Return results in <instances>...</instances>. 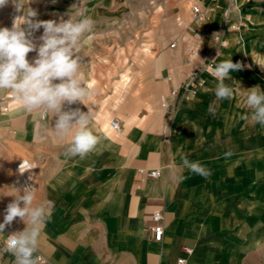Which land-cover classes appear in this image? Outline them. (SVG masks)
Instances as JSON below:
<instances>
[{"label":"crops","instance_id":"1","mask_svg":"<svg viewBox=\"0 0 264 264\" xmlns=\"http://www.w3.org/2000/svg\"><path fill=\"white\" fill-rule=\"evenodd\" d=\"M214 2L213 16L218 20L222 2ZM210 19H204L202 24ZM193 28L199 27L194 24ZM201 42L204 55L212 54V45ZM36 55L29 53V61ZM195 57L191 62L187 57L179 62L171 72L172 81L162 83L163 92L182 87L191 73L204 67L206 57ZM220 62L218 58L215 64ZM84 74L93 91L84 104L92 110L91 127L101 138L97 148L84 159L64 156L67 143L56 142L51 114L43 119L40 111L25 113L16 107L10 93H0V223L17 194L10 186L15 166L25 158L39 166L34 174L32 206L43 204L47 208L50 204L51 218L42 228L34 254L44 256L47 264H178L181 258L186 259V264H264L263 169L251 168L248 156L222 159L216 153V157L203 158L188 152L183 156L200 161L211 176L205 179L191 173L182 166L183 156L175 161L161 147L163 125H169L161 111L154 114V109L133 108V98L122 107L105 95L104 85L94 84L97 78ZM153 76L151 71L139 82L151 92ZM199 78L204 81L203 87L198 88L195 97L187 93L182 98L184 105L188 97H194L200 107L202 103L207 105L209 97L211 100L216 79L208 71ZM71 107L88 110L79 103ZM204 113L202 108L182 109L173 124L178 122V130L184 133L189 131L193 118L194 131H199L196 127L199 123L201 126ZM224 113L220 118L225 119L217 120L222 125H243L246 121L240 118L246 115L244 112ZM114 120L120 123L119 131L110 127ZM219 145L221 149L229 148L228 143ZM139 169L162 170V177L148 179ZM159 210L164 215L162 242H156L153 235V214ZM25 227L16 218L0 234V264H15L5 241L7 235ZM185 248L193 250L192 255L185 254Z\"/></svg>","mask_w":264,"mask_h":264},{"label":"rangeland","instance_id":"2","mask_svg":"<svg viewBox=\"0 0 264 264\" xmlns=\"http://www.w3.org/2000/svg\"><path fill=\"white\" fill-rule=\"evenodd\" d=\"M214 1L33 0L26 7L35 9L39 20H59L60 16L68 19L65 13L78 18V11L87 10L86 14L92 17L95 26L93 32L84 39L79 53L86 63V76L93 80L97 78L98 81H94V84L104 85L105 95H110L109 98L122 107L127 100L133 98V108L154 109V114L161 111L165 124L167 121L169 125H163L160 143L172 159L177 161V158L188 152L193 155L200 154L203 158L216 157L218 153L217 157L223 159L224 153L231 150V156H248L250 167H260L264 172V127L251 120H248V123L244 121L243 125L230 123L228 126L217 122L225 119L220 117L226 114V110H233L234 115L236 112H239V115L243 112L250 114L251 110L245 106L246 90L257 85L264 90V0H237L230 18V23L232 22L235 28H230V31L224 19L229 0H221L223 10L218 20L213 16ZM196 6L206 13L205 19L212 18L209 23L199 26L198 34L193 33L192 21V10ZM15 14L11 5L0 9V27L11 28ZM206 27L210 28L209 33ZM228 32L230 33L227 35ZM42 33L41 28L38 34ZM217 37H220V41ZM203 40L212 45V54L204 55L200 47ZM188 47L194 49V54L188 52ZM180 51H183L182 55ZM204 56L206 64L189 75L182 87H179L180 93L175 100L171 98V91L178 88L163 92L162 83L172 81L171 72L179 66L183 58L187 57L191 62L194 57L195 60H202ZM218 58L221 61L232 58L233 63L242 65L239 70L230 72L231 79L225 80L226 84L233 88V97L231 100L217 101L213 93L211 100L210 97L206 100L207 105L202 103L200 107L195 102V96L186 92L183 86L194 74L200 77L207 71L208 66H212V60ZM151 71L154 73L152 92L146 90L143 83H139ZM202 82L204 85V81ZM187 93L194 97H188L187 104L184 105L182 98ZM165 104H171L170 110L165 109ZM210 105L215 109L216 116H210ZM200 108L205 111L207 117H197L198 121L202 120L201 126L197 122L199 124L196 129L199 131H194L193 118L189 131L184 133L178 130V122L173 124L180 110L192 111ZM211 120L213 124H210ZM246 141L248 143L242 145ZM221 142L228 143L229 148L221 149ZM215 145L220 148H214ZM14 179L15 169L10 185L13 188ZM260 184H264V181Z\"/></svg>","mask_w":264,"mask_h":264},{"label":"clouds","instance_id":"3","mask_svg":"<svg viewBox=\"0 0 264 264\" xmlns=\"http://www.w3.org/2000/svg\"><path fill=\"white\" fill-rule=\"evenodd\" d=\"M32 2L0 0V9L11 5L16 13L11 28L0 27V93H10L16 107L25 113L51 114V129L56 142L67 143L64 156L84 159L101 140L91 127L93 112L84 104L93 91L88 87L82 69L85 62L79 55L82 43L93 32L95 23L86 14V9L77 12L78 18L65 13L68 19L60 16L59 20H39L38 12L26 7ZM41 28L43 33L37 37L35 33ZM32 52L37 55L30 62L28 54ZM215 60H212L214 64ZM241 67L240 63H233L232 58L214 67L208 66V73L217 80L214 89L217 101L232 99L233 88L225 80L231 79V71ZM246 91L245 106L251 111L240 118L264 127V90L257 85ZM77 103L88 110L73 109L71 106ZM208 111L210 116H216L211 105ZM232 154L231 150L224 153L226 158ZM181 160L182 166L191 173L205 179L211 176V171L200 161H190L186 156ZM34 168L30 162L22 160L18 173L23 175ZM14 188L17 194L5 209L0 234H4L5 227L16 218L23 221L26 224L23 231L7 235L6 251L15 257V264H37L38 257L34 254L38 250L42 228L51 218L50 204L47 208L43 204L33 207L34 187Z\"/></svg>","mask_w":264,"mask_h":264},{"label":"built area","instance_id":"4","mask_svg":"<svg viewBox=\"0 0 264 264\" xmlns=\"http://www.w3.org/2000/svg\"><path fill=\"white\" fill-rule=\"evenodd\" d=\"M236 1L237 0H229V4L227 9H225L224 11V19L226 21V27H228V29L230 28H235L234 25H230V18H231V12L232 9L235 7L236 5ZM194 10H192V21L196 26H200L203 23V20L206 18V13L203 12L201 10V8L199 7H194ZM193 33L194 34H198V30L193 29ZM217 40L220 41V37H217ZM175 47V46H174ZM188 52L190 54H194V49L192 47H188ZM203 85L202 80L199 78V76L197 74H194L192 76V78L190 80H188L187 83L184 84L183 88L185 89L186 92H189L192 95H196L197 94V90L199 87H201ZM180 93V88L178 89H173L171 91V98L172 100H175L177 98V96ZM166 110H170L171 104H165L164 105ZM8 107L4 109V111H7ZM42 118L45 119L46 115H42ZM110 127L114 130V131H119L121 129L120 123L116 120L112 121L110 123ZM24 160L30 162L32 165H34V169H31L30 172H25L23 175H20L18 173V168L20 166V164L22 163V160L20 162H18L16 164V168H15V187L16 188H20L23 189L24 187H34V174L35 171L37 170V164L36 162H33L31 160L25 159ZM138 172L143 175L144 177L148 178V179H159L162 177V170H145V169H139ZM29 175H31V179H29ZM153 235L154 240L156 242H162L163 238L165 236V226H164V215L163 213L159 210L154 212L153 214ZM185 254L187 255H192L193 250L189 249V248H185L184 249ZM186 259L185 258H181L178 261V264H186ZM37 264H47V260L44 256L39 255L38 256V262Z\"/></svg>","mask_w":264,"mask_h":264}]
</instances>
